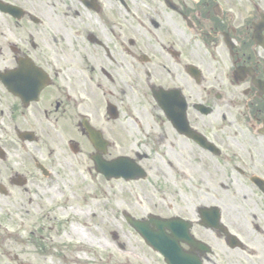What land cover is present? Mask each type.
<instances>
[{
	"label": "flooded vegetation",
	"instance_id": "flooded-vegetation-1",
	"mask_svg": "<svg viewBox=\"0 0 264 264\" xmlns=\"http://www.w3.org/2000/svg\"><path fill=\"white\" fill-rule=\"evenodd\" d=\"M50 132L127 191L115 264H264V0H0L4 205L27 159L54 172ZM118 159L134 178L96 169Z\"/></svg>",
	"mask_w": 264,
	"mask_h": 264
},
{
	"label": "rangeland",
	"instance_id": "rangeland-1",
	"mask_svg": "<svg viewBox=\"0 0 264 264\" xmlns=\"http://www.w3.org/2000/svg\"><path fill=\"white\" fill-rule=\"evenodd\" d=\"M43 135V151L54 172L41 177L27 159L34 181L29 191L14 192L5 205L0 201V264H115L118 251L112 234L123 224L119 199L128 200L127 191L119 190L116 181L96 191L84 168L74 167L66 156L62 134ZM48 136L56 138L55 148ZM36 146L12 148L11 158H29L26 150L40 158ZM125 208L128 213L140 209Z\"/></svg>",
	"mask_w": 264,
	"mask_h": 264
},
{
	"label": "water",
	"instance_id": "water-1",
	"mask_svg": "<svg viewBox=\"0 0 264 264\" xmlns=\"http://www.w3.org/2000/svg\"><path fill=\"white\" fill-rule=\"evenodd\" d=\"M37 92H38V90H37ZM117 164H118V162L115 161V162L109 163L108 165H105V168H104V166L102 168V166L100 164H98L97 167L99 170L105 169V171H108L110 176L112 175V176L118 177L119 175H123L124 177H127V178L131 177L133 170L130 169L127 164H124V170H121V171L118 169L119 167ZM131 224H136V223L131 222Z\"/></svg>",
	"mask_w": 264,
	"mask_h": 264
},
{
	"label": "bare ground",
	"instance_id": "bare-ground-1",
	"mask_svg": "<svg viewBox=\"0 0 264 264\" xmlns=\"http://www.w3.org/2000/svg\"><path fill=\"white\" fill-rule=\"evenodd\" d=\"M75 230V228H73ZM83 235V231H79ZM83 244H86V242H83ZM85 246V245H83ZM79 258V255L77 256ZM85 257V256H84ZM86 258V257H85Z\"/></svg>",
	"mask_w": 264,
	"mask_h": 264
}]
</instances>
